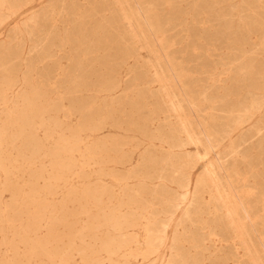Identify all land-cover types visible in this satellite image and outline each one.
<instances>
[{
  "label": "rangeland",
  "instance_id": "374dc122",
  "mask_svg": "<svg viewBox=\"0 0 264 264\" xmlns=\"http://www.w3.org/2000/svg\"><path fill=\"white\" fill-rule=\"evenodd\" d=\"M4 1L0 0V125L10 122V111L31 114L23 102L28 98L37 100L32 113L41 115L42 123H52L55 114L60 119L65 115L68 125L56 128L67 139L71 140L72 130L79 128L86 132V149L101 147L108 151L93 157H80L83 150L72 151L67 158L61 155L60 164L73 167L68 173L53 170L49 160L42 163V158L37 159L36 170L42 171L45 178L59 173L68 180L66 188L61 181L53 197H71L69 209L75 211L79 202L70 192L78 189L77 178H101V184L113 187L112 177H127L133 191L141 182L145 184L142 199L148 204L147 220L167 224L157 226L162 240L159 251L149 260L136 256L137 250L145 248V223L128 229L127 235L138 243L121 249L116 264H249L213 210L207 192L202 187L195 189L203 169L211 166L227 169H218L214 177L217 180L212 183L218 185L223 196L230 192L235 197L247 189L251 192L249 204L257 220L256 233L249 230L242 214L234 220L246 225L239 233L248 230L251 238L245 234L244 239L253 241L251 250L259 251L257 256L264 258L258 239L264 236V130L257 135L258 128L264 127V0H251L255 7L250 9V17H246L251 12L249 0H210L203 15L193 12L197 0H171L168 6H156V34L140 21H133L134 28L138 27L136 45L126 34V26L119 22L111 0ZM156 77L163 83L156 82ZM184 93L195 109L187 104ZM43 98H49L46 109L42 108L43 101L39 104ZM90 117L99 123V130H87ZM39 120L33 119L35 124ZM181 123L190 128L188 131L200 144L176 147L175 130ZM203 131L213 137L212 151L207 150ZM37 138L44 140L45 134L40 132ZM31 163L18 158L14 164L18 169L15 189L27 181ZM102 169L109 175H101ZM226 175L234 181L235 190L226 183ZM116 193L121 190L116 189ZM185 193L189 195L187 201L172 209L171 203L178 204ZM0 201L6 205L8 215L18 212L21 199H17L16 191H0ZM31 217L29 211L18 215L21 222ZM80 224L86 225V220ZM0 228L3 236L12 237L14 231L9 226ZM30 235L34 237V232ZM23 251L21 246L20 254ZM8 255L5 246L0 247V259ZM69 261L85 264L78 253ZM99 261L111 264L105 253ZM18 264L30 263L22 256Z\"/></svg>",
  "mask_w": 264,
  "mask_h": 264
},
{
  "label": "bare ground",
  "instance_id": "6f19581e",
  "mask_svg": "<svg viewBox=\"0 0 264 264\" xmlns=\"http://www.w3.org/2000/svg\"><path fill=\"white\" fill-rule=\"evenodd\" d=\"M111 1L114 6V11L116 13V16L119 19V22L126 26L127 29L126 34L130 38L133 45H136L135 41L137 39V34L135 31L138 29V27L136 26L137 29L134 28L133 21L136 20L140 21L141 25L146 27V29L150 33L156 34L158 31L155 25L153 24V20L157 16H159V10L156 6L161 4L168 6L171 0H111ZM225 1L226 0H220L219 3ZM209 2L210 0H206V1L197 0L196 2H194L195 5L193 7L194 8L193 12H195L198 15L206 14L205 11L208 10L207 7L209 6L208 4ZM247 4L249 7L248 10H250L252 7L253 8L255 7L254 6L255 2H252L251 0L247 1ZM210 13L211 12H209L208 14L210 15ZM251 14L253 15L252 11L246 17H250ZM169 65L171 66V64ZM171 68L174 72L175 71L174 67L171 66ZM8 72L9 71H7V75H9ZM159 78L157 77L155 78V81L158 83H160L161 81ZM175 78L177 79V77ZM163 81L161 82L163 83ZM27 94L29 95L34 94L38 96L43 95V94H39L38 92L36 94L35 92L34 93L28 92ZM184 97H186V102L190 106V108H192V110L195 109L196 107L195 104L192 101H190V99L187 98L185 93H184ZM172 100L174 99L172 98ZM41 101H43L45 105L42 106V108L49 107V98L46 99L43 98V100L42 99L39 100L40 105H42L40 103ZM23 102H25L26 108L29 109L27 111H29L31 114H29L28 116H24L20 113L16 114L14 113V111H10L9 112V114L11 115L10 122L0 125V191L14 190L16 191L17 199L18 198L21 199L19 209L17 210L18 212L13 211L11 214L9 213L10 215L7 214L6 205L1 203L0 201V214H1L0 226H4L5 224L6 226H9V229L14 231L12 237L7 238L2 235L1 231L3 229L0 228V247L5 246L7 254L9 253V255L6 256L5 258L0 259V264H13V263L18 264V260H20V257L22 256L30 264H46L48 261L68 264L69 262H71L69 261L70 257L75 253L81 254V259L85 262V264H100L99 257L101 256L102 253H105L109 257L111 264H116L117 263L116 255L121 249L127 248L132 243L135 242L138 243V241H133L129 237V235H127L128 233L127 230L128 229L130 230V228L133 229L136 227H140L144 223L146 226L144 229L146 233L145 235L146 242L145 243L143 242L145 244V248L137 250L136 256H142L143 259L145 260L150 255L155 253L157 254V251H159L158 249L162 240L161 237L162 235L161 236L159 235L162 233H159V228L157 226H161V225L167 226V224L161 223V225H159L158 221L155 223L154 221L151 222L147 220L148 214L146 208L148 207L147 206L148 204L143 203V199H142L143 191L145 189L144 182L140 181L141 183L139 184V189L137 191H133L129 188L127 184V180L129 179L127 177L126 178L112 177V181L114 184L111 185H113V187H107L101 184L102 183L100 181L101 178H94V179L77 178V182L79 183L78 189L75 190L74 192H70L73 195L77 196L76 200L77 202H79V208L75 211H70L69 209L70 204L73 202V199H71V197L63 196V198L61 199H57L56 197H53L55 195V191L57 192V188L61 186V181L65 183V184L63 183V185L66 188L67 187L66 183H68V180L62 179L61 177H63V175L59 173L50 175L49 177L45 178L43 176L42 171L36 170L38 166L36 164V161H38L37 159L42 158L41 159L43 160L42 163H44L45 160H49V164L51 165L53 170L54 169L55 171L66 170V172L68 173L69 170L73 167L71 164H66L65 167L61 165L59 162V158L61 155H64V157L67 158L69 154L72 153V151L83 150L84 154L81 153L80 157L83 156L93 157L99 154L105 155L108 150L106 148L103 149L101 147H94L91 151L86 149L87 147L86 145H84V138H83V134L86 132L79 130V128L72 130L73 134L71 140L67 139L64 136L63 132L56 128L59 126L65 127L68 125L67 120H64L66 118L65 115H63V119H60V117H58L57 114H55L54 121L50 124H45L42 123L41 115L37 117L36 115L37 112L32 113L34 111V106L37 103V100L28 98V99H24ZM180 106L181 105H179V107ZM173 109L172 111H175ZM253 109L256 110L257 108H253ZM78 110L80 111V109ZM34 118L40 119L39 123L35 124L33 121ZM245 119L247 118L245 117ZM102 120H104V116H102ZM239 120H238V125L241 126L242 122L240 124ZM86 125L88 127L87 130L89 131H97L100 129L99 123L96 122V120H94V118L91 117H90V122L88 123L87 120ZM179 125L180 126L177 130H175V135H174V141L176 143V147L182 148L186 145L196 146L197 144H200V140L195 139L193 134L188 131L190 128L187 130L186 127L184 126L185 124L183 125L181 123ZM50 127L51 130L46 129ZM263 130H264L263 126H261L260 129L258 128L257 135H260V133ZM40 132L42 134H45L44 140H39V138H37ZM52 134L55 135L51 136ZM202 134L205 136V140L207 142V150L212 151V149H214V141L212 135L210 133H204V131ZM216 142L217 141H215V144ZM263 142L264 141H262V143ZM260 143L261 141L259 142V144ZM196 148H198V146ZM234 153L236 152L234 151L233 155H235ZM195 155L198 158L197 153ZM18 158L32 160V163L30 164L31 170L30 172L27 173V181H24L19 189L18 188L15 189L18 183L15 178V175L18 169L14 168V164L16 163ZM197 160H195L193 166L197 164ZM60 166H62V168H60ZM213 168L214 167L211 166L210 169L207 170L203 169L204 173L201 172V176L198 174L199 177L195 181L196 182L195 189L197 190L199 187H202L207 192L209 201L214 206L213 210L215 209V212L218 215H220V219L227 227L226 229L231 235V238L233 240H236L237 244L236 243L235 244L238 245L239 250L242 251L241 254L244 258H246V261L249 264H264V258L257 256V254H259L260 252L256 250L254 251L251 250L252 247L254 248L255 243L253 244V241L247 242L244 239L243 235L245 234L247 235L248 230H246V233L243 232L244 234L239 233L240 230L243 229V227H245L246 225L244 223L240 224L239 221L236 222L234 220L235 218H238L242 214L243 215L242 220L244 219V221H246L249 224L248 228L250 226L249 230L256 233L257 220L254 217V215H252L253 214L251 209L252 207L249 204V199L252 196L251 192L248 191L247 189L244 193L242 192V194H240V192L239 193L236 192L237 194L235 197L234 194H230V192L229 194H225V196H223L224 194L222 193L221 195L217 188L218 185L214 186L212 183L217 180L214 177L217 176L216 173L218 169L222 170L223 172L224 171L226 172L227 169L224 166L218 168L217 170ZM97 173H99V171L98 172L96 171V175ZM100 174L104 175V177L109 175L105 171H103V169L101 170ZM40 180H42L43 182H40ZM226 180H228V182L226 183L228 184L230 189L232 191L235 190L234 181L231 179L229 175L227 176ZM187 183L188 185L191 183L190 174L187 175ZM116 189H120L121 193H116ZM188 196H189L188 193H185L181 197L178 204H174L170 202L171 203L170 207L172 209L178 208L180 204H183L187 201ZM51 198L54 199L53 202L50 201ZM262 198H264V196H262ZM124 209L126 210V213L123 214L122 211ZM26 211L31 212L32 217L27 221L21 222V220L18 218V215ZM150 218H152V216ZM85 220H86V225H81L82 223L80 224V222H83ZM209 226L210 225H208V227ZM226 229H224V231ZM20 230L24 231L25 235L28 236L26 237L23 233L20 232ZM33 232H34V237L30 235ZM249 237L251 238V236ZM258 239H259V245L261 246L264 252L263 234L259 235ZM21 246L24 248L22 254H20L19 252V248Z\"/></svg>",
  "mask_w": 264,
  "mask_h": 264
}]
</instances>
